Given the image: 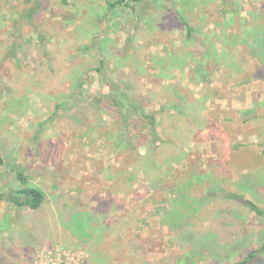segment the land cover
<instances>
[{"label":"rangeland","instance_id":"1","mask_svg":"<svg viewBox=\"0 0 264 264\" xmlns=\"http://www.w3.org/2000/svg\"><path fill=\"white\" fill-rule=\"evenodd\" d=\"M113 1L0 0V194L45 196L0 201V264H234L264 242L226 198L264 209V0Z\"/></svg>","mask_w":264,"mask_h":264},{"label":"trees","instance_id":"2","mask_svg":"<svg viewBox=\"0 0 264 264\" xmlns=\"http://www.w3.org/2000/svg\"><path fill=\"white\" fill-rule=\"evenodd\" d=\"M130 1L132 3H139L141 0H130ZM226 1L227 0H220V2H222V3L226 2ZM118 7H128V5L126 4L125 0H115L113 2H107V10L108 11H111V10L118 8ZM131 9L135 11V6H133ZM134 13H136V11ZM139 14L140 13L137 14L138 18H139ZM31 15L32 14H28L27 19H30ZM101 20H102L101 18H98V19H96V22L99 23ZM180 21L184 27L186 39L193 41V42H196L197 40L194 37V32H195L194 28L184 18H181ZM36 34H38L40 37L39 41L44 40L43 36L40 35L38 31H36ZM200 43H201L200 44L201 48H203L204 44L202 42H200ZM44 47H45L44 43H42V48H43L42 51L45 53L46 51H45ZM13 53H14V46L11 45V47H9L5 51V55H7V57H12ZM104 68H105V62L102 61V62H100L99 67L96 69V72L100 75L101 78H102V75H104L103 74ZM102 79H104V78H102ZM102 95H103L102 97H105V99H107L106 94L103 93ZM103 103H104L103 106H101V104L99 106L101 111L107 110V104H105V102H103ZM134 106L135 107L133 110L136 113H138L139 107L137 106V104H135ZM138 115H141V119L145 120L148 123V126H149L148 129L150 130L151 134L155 138V136H156L155 116L146 114L144 111H141V114H138ZM2 162L3 161L0 157V165H2ZM16 178H17L18 182L20 183L21 187L18 189H15V190H9L8 192H5L4 195L0 194V201L7 202L16 208L26 207V208L32 210L33 212H38L40 210L42 204L44 203V200H45L44 194L37 188L25 186V181H24V177L22 176V174H20V173L17 174ZM226 198H230L232 200H235L238 203L242 204L244 207H246L248 210L254 212L256 215L264 217V209L259 207L255 203H253L251 200L246 199V198L242 197L241 195H238L237 193H228L226 195ZM259 253H264V242L262 243V245L260 246L259 249L249 252L246 257H244L242 260H240L234 264H256V262L258 260L257 258H258ZM27 255H30V254H27Z\"/></svg>","mask_w":264,"mask_h":264},{"label":"built area","instance_id":"3","mask_svg":"<svg viewBox=\"0 0 264 264\" xmlns=\"http://www.w3.org/2000/svg\"><path fill=\"white\" fill-rule=\"evenodd\" d=\"M29 264H72L65 253L62 256H53L52 254H43V252L35 255Z\"/></svg>","mask_w":264,"mask_h":264}]
</instances>
